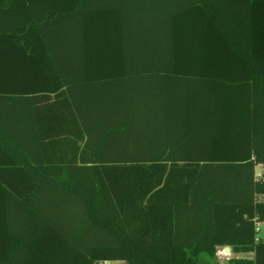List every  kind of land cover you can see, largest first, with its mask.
I'll return each mask as SVG.
<instances>
[{
    "label": "trees",
    "instance_id": "1",
    "mask_svg": "<svg viewBox=\"0 0 264 264\" xmlns=\"http://www.w3.org/2000/svg\"><path fill=\"white\" fill-rule=\"evenodd\" d=\"M87 1L0 24V264H221L227 247L253 257L225 264H264V0ZM52 25L75 56H60L59 73L46 58ZM10 47L26 63L6 66ZM149 68L209 81L220 127L185 142L204 154L151 162L130 140L118 156L108 137L85 139L78 119L149 96L130 84ZM33 81L54 91L55 118L18 117L23 100H41ZM86 94L89 105L75 102Z\"/></svg>",
    "mask_w": 264,
    "mask_h": 264
},
{
    "label": "crops",
    "instance_id": "2",
    "mask_svg": "<svg viewBox=\"0 0 264 264\" xmlns=\"http://www.w3.org/2000/svg\"><path fill=\"white\" fill-rule=\"evenodd\" d=\"M97 3L95 5L100 4L101 10H108L110 5L117 4V0H100ZM78 5H81L79 0H0V24L7 25L6 23L10 20L21 21V12L30 11L34 12V16H41L44 12L76 10ZM85 5L91 9L93 7L92 0L85 2ZM9 12L20 13L10 14ZM133 24L136 25L138 30L140 29V21L135 20ZM53 25L51 26V32L44 35L48 44L46 58H50L53 64L57 63V73H59L60 56L67 53H61L60 44H65L69 39V35L61 34L59 26L55 27ZM132 27L134 28V26ZM72 39L75 38L72 37ZM136 39H140L139 36ZM147 53L150 57V50ZM152 53L155 56L157 55L156 52ZM5 57L6 61H9L6 66H10V64L15 66L19 59L23 60L22 64L26 63L28 56L10 47ZM66 57L69 59L75 58L74 54L70 53L66 54ZM68 69H70V66L67 67V72ZM71 69V72H68L69 74L90 72L87 68H82L83 70L79 68ZM157 74V70L149 68L147 77L133 79L130 84L137 85L139 88L147 87L149 96L143 97L141 95V97L128 103L123 100L117 102V110L115 114L111 115L112 118L106 115L105 118L78 119L84 124L85 139L92 137L103 140V138L108 137L110 141L107 146L108 151L118 156L124 153V148L130 140L132 145L135 146L133 148L134 153L142 157H148L151 162L176 160L179 164H183L184 158H187L191 152L204 154L203 150L190 148L185 142L190 132L194 130L202 138L205 137L204 134L208 131H214L220 127L221 119L216 115L218 110L214 109V105L217 104L216 100L206 97L205 90L209 81L203 77H174V75H166L169 74L167 71L159 72L160 75ZM33 87L38 92L28 93V95L40 97L41 100H37L38 102L35 103L23 100L20 107L21 115H18V117L55 118L52 111H46V108L54 104V91L52 93L44 90L40 91V87L49 88L43 81L38 83L33 81L31 84H26L25 89L31 90ZM54 87L52 85L51 89L54 90ZM47 96L50 98L44 99ZM90 96L86 94L80 99H75V102L79 105L85 103L84 105L87 106L90 104L88 102ZM50 112L52 114L48 116ZM168 162L171 164V161ZM259 167H264V165L258 166L256 171Z\"/></svg>",
    "mask_w": 264,
    "mask_h": 264
},
{
    "label": "rangeland",
    "instance_id": "3",
    "mask_svg": "<svg viewBox=\"0 0 264 264\" xmlns=\"http://www.w3.org/2000/svg\"><path fill=\"white\" fill-rule=\"evenodd\" d=\"M257 176H261L264 173V167H259L256 171ZM258 228H259V235L258 237L262 238L264 240V223H260L258 224ZM217 257L218 260L221 264H225L227 263V261L231 258H252L253 255L252 254H233V253H226L224 249H218L217 252ZM105 264H125L122 262H108Z\"/></svg>",
    "mask_w": 264,
    "mask_h": 264
},
{
    "label": "water",
    "instance_id": "4",
    "mask_svg": "<svg viewBox=\"0 0 264 264\" xmlns=\"http://www.w3.org/2000/svg\"><path fill=\"white\" fill-rule=\"evenodd\" d=\"M225 252H226V253H230V252H231V249H230L229 247H227V248L225 249Z\"/></svg>",
    "mask_w": 264,
    "mask_h": 264
},
{
    "label": "built area",
    "instance_id": "5",
    "mask_svg": "<svg viewBox=\"0 0 264 264\" xmlns=\"http://www.w3.org/2000/svg\"><path fill=\"white\" fill-rule=\"evenodd\" d=\"M257 231H260L259 228H258V226H257Z\"/></svg>",
    "mask_w": 264,
    "mask_h": 264
}]
</instances>
